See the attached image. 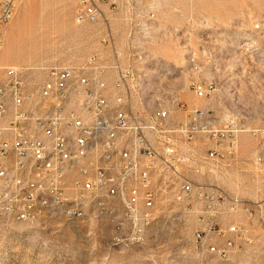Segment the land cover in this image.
I'll return each instance as SVG.
<instances>
[{
	"label": "rangeland",
	"instance_id": "374dc122",
	"mask_svg": "<svg viewBox=\"0 0 264 264\" xmlns=\"http://www.w3.org/2000/svg\"><path fill=\"white\" fill-rule=\"evenodd\" d=\"M96 1L97 20L80 23L78 0H21L3 29L0 82L4 67L21 69L38 84L51 68L92 55L110 65L119 59L121 66L141 55L136 65L141 66L138 89L145 106L153 109L165 101L182 121L176 97L189 108L209 110L214 129L233 133L234 159L203 162L195 155L190 173L195 182L217 185L253 204L256 217L240 210L215 219L226 224L237 219L250 241H238L231 261L200 249L195 199L167 192L154 225L143 233L144 244L134 243L132 249L111 245L106 223L71 226L0 216V264H264V161L256 160V132L264 129V0ZM191 80L212 85V92L196 97L188 88ZM196 146L199 152L215 147L213 141Z\"/></svg>",
	"mask_w": 264,
	"mask_h": 264
},
{
	"label": "built area",
	"instance_id": "2783aa9c",
	"mask_svg": "<svg viewBox=\"0 0 264 264\" xmlns=\"http://www.w3.org/2000/svg\"><path fill=\"white\" fill-rule=\"evenodd\" d=\"M20 2L0 0V53L3 29ZM97 16L96 0H78V22H94ZM142 58L139 55L136 62ZM118 60L110 65L92 55L82 63L51 68L38 84L21 69L3 68L0 216L78 226L92 223L103 211H116V216L124 217V226H113L106 218L110 244L132 249L133 243L144 244L143 233L154 225L162 195L172 192L178 199H195L192 212L202 224L195 232L197 246L231 261L238 241H250L247 231L237 219L227 224L215 219L230 218L240 210L256 217L257 211L222 187L195 182L190 172L195 155L203 162L234 159L233 133L214 129L209 110L189 108L176 97L182 121L171 115L165 101L148 108L138 89L141 66L136 62L121 66ZM188 88L198 98L213 90L196 80L189 81ZM256 133V160L261 162L264 129ZM212 141L215 147L195 150L197 142L205 147ZM126 224H134V231H126Z\"/></svg>",
	"mask_w": 264,
	"mask_h": 264
},
{
	"label": "bare ground",
	"instance_id": "6f19581e",
	"mask_svg": "<svg viewBox=\"0 0 264 264\" xmlns=\"http://www.w3.org/2000/svg\"><path fill=\"white\" fill-rule=\"evenodd\" d=\"M247 45H251V42L247 43ZM106 218H111V224L113 226H124V217L116 216V211H103V214H96V217L94 218L93 222L96 224L106 223L109 226V220H107ZM126 231H134V224H126ZM116 244H122V243H116ZM122 245L126 247V244H122ZM216 255L219 256V254Z\"/></svg>",
	"mask_w": 264,
	"mask_h": 264
},
{
	"label": "crops",
	"instance_id": "0c3cea01",
	"mask_svg": "<svg viewBox=\"0 0 264 264\" xmlns=\"http://www.w3.org/2000/svg\"><path fill=\"white\" fill-rule=\"evenodd\" d=\"M193 107V106H192ZM193 108H198V107H193Z\"/></svg>",
	"mask_w": 264,
	"mask_h": 264
}]
</instances>
